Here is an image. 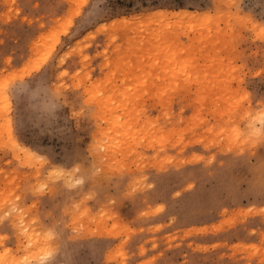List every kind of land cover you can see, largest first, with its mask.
Returning a JSON list of instances; mask_svg holds the SVG:
<instances>
[{
    "label": "rangeland",
    "instance_id": "374dc122",
    "mask_svg": "<svg viewBox=\"0 0 264 264\" xmlns=\"http://www.w3.org/2000/svg\"><path fill=\"white\" fill-rule=\"evenodd\" d=\"M0 264H264V0H0Z\"/></svg>",
    "mask_w": 264,
    "mask_h": 264
},
{
    "label": "bare ground",
    "instance_id": "6f19581e",
    "mask_svg": "<svg viewBox=\"0 0 264 264\" xmlns=\"http://www.w3.org/2000/svg\"><path fill=\"white\" fill-rule=\"evenodd\" d=\"M171 13H173L174 14V16L175 15H177L178 16V18H180L181 19V17H183L184 19H193V18H197V17H199V18H201V17H203V15H204V13L205 12H195V11H190V10H187V9H176V10H171L170 11ZM160 14V13H159ZM165 14V13H164ZM162 14H160V16H161ZM162 16H165V15H162ZM205 16V15H204ZM187 17V18H186ZM189 17V18H188ZM182 18V19H183ZM27 151H30L31 152V150L30 149H28V148H26V147H24Z\"/></svg>",
    "mask_w": 264,
    "mask_h": 264
}]
</instances>
